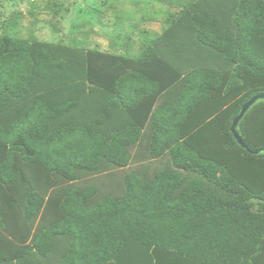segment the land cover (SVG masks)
Listing matches in <instances>:
<instances>
[{"label": "trees", "instance_id": "1", "mask_svg": "<svg viewBox=\"0 0 264 264\" xmlns=\"http://www.w3.org/2000/svg\"><path fill=\"white\" fill-rule=\"evenodd\" d=\"M179 1L134 59L0 36V264H264V101L239 126L261 153L231 130L264 94V0ZM138 158L169 165L95 202L65 184Z\"/></svg>", "mask_w": 264, "mask_h": 264}, {"label": "rangeland", "instance_id": "2", "mask_svg": "<svg viewBox=\"0 0 264 264\" xmlns=\"http://www.w3.org/2000/svg\"><path fill=\"white\" fill-rule=\"evenodd\" d=\"M182 4L185 3L178 0H0V36H35L41 41L68 45L75 42L91 48H99L107 41L109 47L108 42L125 38L132 25L150 23L158 29L166 28L168 15L179 12ZM168 163L167 158H138L127 167L107 166L65 184L97 185L99 194L92 201L95 202L107 193L123 195L124 177L130 170L152 174Z\"/></svg>", "mask_w": 264, "mask_h": 264}, {"label": "crops", "instance_id": "3", "mask_svg": "<svg viewBox=\"0 0 264 264\" xmlns=\"http://www.w3.org/2000/svg\"><path fill=\"white\" fill-rule=\"evenodd\" d=\"M167 27V26H166ZM158 30L152 34V30ZM164 29H158L157 26H154V24H143V26H134L132 25L126 35L125 38H118L117 40H113V42H108L109 47L107 45V41L104 42L105 44H101L98 49L104 52L112 53L115 55H124L128 56L132 59L139 57L142 53H144V50L147 48V45L154 42L155 39H146V36H159L162 34ZM138 32H142L141 35ZM143 35V36H142ZM142 38H139V37ZM133 72V71H132ZM128 80V79H127ZM128 88L132 90H147L148 85L145 84L143 80L140 78H135L132 80H128L127 84ZM130 93V92H129ZM128 93V94H129ZM161 99L159 98V102ZM155 126L152 125L151 122H147L145 128L143 129L144 132V144H148L150 142V138L152 134L155 132ZM139 153L142 155H145L146 149L139 148Z\"/></svg>", "mask_w": 264, "mask_h": 264}, {"label": "water", "instance_id": "4", "mask_svg": "<svg viewBox=\"0 0 264 264\" xmlns=\"http://www.w3.org/2000/svg\"><path fill=\"white\" fill-rule=\"evenodd\" d=\"M260 101H264V94H260V95H255L252 98H250L242 107L241 111L239 112V114L234 118L233 123H232V127L231 130L235 136V139L237 140V142L243 146L245 149H247L250 153L253 154H259L261 153V150H253L249 147L248 143L246 142L244 136L241 134L240 130H239V126L241 121L243 120L244 116L246 115V113L254 106L256 105L258 102Z\"/></svg>", "mask_w": 264, "mask_h": 264}]
</instances>
